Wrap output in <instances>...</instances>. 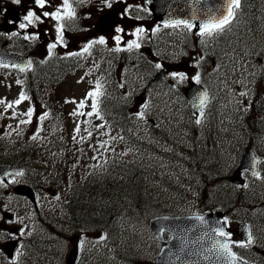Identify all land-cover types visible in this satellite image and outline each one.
<instances>
[{
  "label": "rangeland",
  "instance_id": "obj_1",
  "mask_svg": "<svg viewBox=\"0 0 264 264\" xmlns=\"http://www.w3.org/2000/svg\"><path fill=\"white\" fill-rule=\"evenodd\" d=\"M144 2L145 0H140L142 7ZM237 20L241 26L240 31L237 32L235 31L237 29L234 30L232 27L233 30L231 31L223 30L213 33L214 40L211 38V35H202L201 32H198V37L196 39L200 41L203 38V42L197 51L190 48H182V51L178 56H175L174 53L180 47L182 42L188 46V41L185 40V38L187 35H191L192 31L182 25L169 28H158V26H156L158 36L152 56L154 57L155 63H162L164 70L169 73L167 79L171 78V80L166 84L157 81L153 76L150 78L143 77V80H145L144 86L142 89H138V86L134 81H139L141 75L131 68L126 70V73L129 75L128 81L130 85L135 87L134 112L137 117V121L135 119L137 124L136 122L134 124V134L136 135V133H140L149 136L159 147L170 148L173 141V143L184 145L189 149L190 145H192V147L200 154H203L208 149L207 153L210 157L208 161H211L212 159L219 160L223 171L229 173L230 176L233 175L237 162L235 145L231 139L236 135L245 138V133L240 131L237 134L238 129L231 128L228 123L234 120L235 117L244 114L248 109L253 93L258 92L256 88H263V85L260 82L263 80L261 75L264 76V13L255 16V20L250 22L251 27L249 29H244L248 20L242 18H238ZM129 24L133 25L134 23L129 21ZM154 26L155 24H146V28ZM229 26H231V23ZM129 30L127 34H131L127 36L132 40L135 29L130 28ZM222 33L227 35L226 41L230 44L228 50H224V47L228 44L224 46L221 43L223 40H218L216 38ZM207 42L213 44L214 46L212 47H215V49L212 51L208 50L206 48ZM144 48L149 52L152 47ZM217 49L219 50L218 54L216 53ZM148 52L144 51L137 53L136 57L139 58V56L143 54L149 59ZM204 52L212 53L211 59L215 60V63H207L205 74H208L209 71L212 70L217 71V73H220V80L216 83L215 88L212 85L211 96L206 110L208 115L204 119L208 124V128L200 134L194 129V127L191 129L188 124H186H191V122L187 118V113L184 111L185 107L178 96L171 94L170 89L175 87V83L172 80H176L186 87L190 80L197 77L199 73L197 61L199 58L200 60L203 58ZM174 73L176 74L175 76L173 75ZM181 76H183V79H181ZM88 87L89 85H87L85 81L74 77L68 79L63 84L49 85L44 89V96L48 99L50 105L57 109L60 122L64 128L63 135H66L70 130L72 131V129L78 128L81 134H85V136L88 137L89 146L86 144L85 149L80 150L79 153L83 154L84 157H88L92 165L98 162V159L103 155L104 150H108L111 147V141L112 138H114V131L108 133L106 126L93 110V97L88 95ZM19 89L17 83L0 82V97L3 101L7 103L10 102L12 111L18 114L19 117L22 116L23 121H25L24 116H27V128L30 131H34V129L36 130L41 123V105L35 100H33L32 103L26 100H21L18 97ZM65 97L69 99V103H65ZM17 100H20L19 104L16 103ZM81 101L84 102L83 108L79 107ZM69 105L70 116L68 115V112L65 115V111L68 109ZM30 109L32 110L31 116L28 115ZM88 113L92 114L88 115ZM248 115L249 114H246V117H248ZM159 127L169 129V135L168 132L164 134L159 132ZM74 134H76V132ZM71 135L72 133L69 136L62 138L59 143L62 140L67 141ZM251 139L255 140L253 135ZM192 140L196 141V145L191 142ZM258 141L259 140L256 138V143L261 145L258 148L264 155V140H262L261 143H258ZM48 150L53 152L55 149L49 148ZM45 151H47V148ZM49 151H47L48 154L50 153ZM47 163L48 162H43L44 165H47ZM55 163L58 168L62 167L57 161H55ZM167 166L173 170L177 167L176 164L171 163H168ZM34 169V172L29 170L27 172L28 175L32 177H47L48 179L53 180L57 186H61L66 193H69V187L71 184L67 183L65 186L59 183L60 180H62V176L60 177L57 174L49 176L48 173L42 170L39 162L34 164ZM79 169L80 171L84 169L82 164L79 166ZM262 173H264V165L262 166ZM27 178L28 176L25 171L24 176L12 178V181L20 183ZM0 187L2 188L0 193V253H3V248L6 243L5 238L3 237L4 235L14 234L13 232H16L18 235L20 233L35 234L31 230L37 233L34 224H25V222L28 219L34 220L38 211L35 210L33 212V208L26 199L23 200L18 196H15L14 193H11L9 185L3 184L0 185ZM251 188V185L248 186L247 191L250 194H255L256 190ZM233 189L236 190L237 188L233 186ZM41 195L44 215L47 211L49 213L53 211L51 217H49L50 220L59 219L57 217L59 212L62 214L65 210L59 207L61 206V202L57 197V192H53L52 188H47L41 191ZM161 196L163 195L159 194L157 198L156 195V199L161 198ZM63 199L64 201L67 200L65 197ZM66 207L67 206L65 205V208ZM71 208L73 209L71 210V213H76L74 205ZM5 210H9L15 214L16 219L11 220L3 217ZM253 211V209L251 211H246V214L251 215ZM240 213H243V211H240ZM53 215L55 216L52 217ZM46 219L47 218H44L43 220ZM260 220L264 222V215L263 219ZM123 222L121 220L114 222V227L109 234L97 233L94 238L96 240L102 238L109 246L116 240L118 235H124L125 241H127L129 240V237H131L130 233L136 232L138 235L146 238L144 239L146 243L151 241L150 234L145 232L147 230L144 231V227L139 228L138 226H133L128 228L126 221ZM236 224L237 222L234 221L233 225ZM95 229L97 231L100 230L97 227ZM256 231L257 233L260 232L264 237L261 226L260 229L256 228ZM128 232L129 234L127 235ZM86 235L87 232L85 231H75L72 234V237L76 240L77 244H80L81 247H83V241ZM87 236H90V234ZM102 251V246L98 248L96 246L94 247V252L100 253ZM106 252L107 255L104 258L110 260L112 257L108 253L112 252V250H106ZM146 255H148V253ZM30 256H40L47 261L52 260V258L45 257L38 252L26 250L24 244L21 245L16 260H19L18 262L20 263L25 261V257ZM148 258L150 259V255ZM0 264H5V260L0 259Z\"/></svg>",
  "mask_w": 264,
  "mask_h": 264
},
{
  "label": "trees",
  "instance_id": "obj_2",
  "mask_svg": "<svg viewBox=\"0 0 264 264\" xmlns=\"http://www.w3.org/2000/svg\"><path fill=\"white\" fill-rule=\"evenodd\" d=\"M112 84L117 83L114 80L108 83L111 86H109L107 94L98 100V108L104 121H107L114 129H121L122 134L125 136V145L130 148L129 153L125 154L123 151L117 157V161L107 162L103 170H94L93 173H88L84 167L85 170L80 171L79 169L80 155L76 152L79 143L73 139L75 144L71 145L70 142L73 141L70 140L69 142V138L67 141H61L62 158L58 157L57 159L59 160L58 163L61 162L65 182L71 184L69 193L66 194L70 196L76 209V213L72 214L70 221L77 228L85 226V221L89 218H92L93 222H108L120 213L131 225H144L141 221H145L146 224L145 219L148 217L150 210L145 206L150 202L152 195L149 188L156 181V178L160 179L161 177L159 171L152 164L144 161V159L137 160L132 155L135 147L145 153L151 144L135 139L131 135V129L129 130V128L134 123V113L131 111L133 99L129 94L122 92L117 85ZM258 102L260 104L255 108L257 114L253 119V124H255V129H261L264 132V101L259 99ZM52 114L53 111L44 119L50 118L53 123L60 120L59 115L52 117ZM53 139L59 144L57 134L54 135ZM52 163L55 165L53 161ZM215 172L213 179H210L207 174H205L207 176H203L202 186L198 182L195 184L200 187V195L204 203H208V196L214 194L217 197L216 202L220 203L225 211H230L229 206L232 203L235 202L237 205L243 203V200L240 199V196L238 198L237 196H229L227 192L225 198V190L221 182L216 185L214 180L218 179V172ZM262 197L263 195H260L259 199ZM259 199L251 201L253 204L260 205L262 201ZM90 211L92 212L89 213ZM141 217L145 219H141Z\"/></svg>",
  "mask_w": 264,
  "mask_h": 264
},
{
  "label": "water",
  "instance_id": "obj_3",
  "mask_svg": "<svg viewBox=\"0 0 264 264\" xmlns=\"http://www.w3.org/2000/svg\"><path fill=\"white\" fill-rule=\"evenodd\" d=\"M228 0H153L152 12L163 21H187L200 28L210 16L220 17L226 14ZM194 87L188 89V96L193 101ZM194 109L196 107L194 105ZM258 158L252 150L247 151L240 160V169L257 171ZM18 169L0 166V178L4 179L8 172ZM21 193L29 194V189L19 188ZM30 195V194H29ZM31 196V195H30ZM221 211L195 216H163L151 220L159 238L167 230L172 238L164 242L165 247L156 264H245L232 254L221 255L219 244L228 243V239L218 235L216 230H227ZM245 239L248 232L240 226ZM167 244V245H166ZM13 249L10 247V252Z\"/></svg>",
  "mask_w": 264,
  "mask_h": 264
},
{
  "label": "flooded vegetation",
  "instance_id": "obj_4",
  "mask_svg": "<svg viewBox=\"0 0 264 264\" xmlns=\"http://www.w3.org/2000/svg\"><path fill=\"white\" fill-rule=\"evenodd\" d=\"M28 3V0H25ZM60 1L54 0V5L60 7ZM12 4V0H0V47L7 48L9 42L8 35H13V33H17V29L20 23H25L27 27L21 28L22 31V40L25 42L24 46H28L29 43V33L36 32L40 36L43 35L44 30L43 26H47V23L43 24L46 20L45 17H40L39 21H35L32 24H28L23 18L27 14L26 12H22V14H14L13 9L14 5ZM83 9L82 15L79 16L77 13V8L75 10V15L69 20L70 31V40L69 44H63L59 42L56 38L55 40V50L57 52V57L59 59L67 58L71 56L73 53V48H76L77 44L80 41L79 33L80 31L82 36H85V43L88 45L91 43L93 35H114L118 34L116 31L117 28L123 29L124 19H125V8L122 5V10L119 8H113L110 13H108V8H99L97 4L93 2V0H88L87 5L81 6ZM63 16L64 14L61 13ZM66 19V18H64ZM56 22V20H55ZM121 32V31H120ZM91 53V47L85 51V54ZM124 247V245H123ZM125 264V262L123 261Z\"/></svg>",
  "mask_w": 264,
  "mask_h": 264
},
{
  "label": "snow or ice",
  "instance_id": "obj_5",
  "mask_svg": "<svg viewBox=\"0 0 264 264\" xmlns=\"http://www.w3.org/2000/svg\"><path fill=\"white\" fill-rule=\"evenodd\" d=\"M14 3H19L20 0H13ZM35 3L37 5H39L41 8L44 7L45 5V0H35ZM240 5V0H228L227 2V6H226V14H223L221 15L220 17H215V16H210L209 19L207 21H205L204 23H202L200 25V32L202 35L206 34V35H212L213 33H216V32H220V31H223L224 28L229 25L233 15H234V8H238ZM111 6V5H109ZM64 9H65V12H64V15L62 16L61 15V12L60 10L58 9L57 11L51 13V16L53 19L57 20V21H61L63 20L65 17L71 19L72 17H74L75 15V11L72 9V6L71 4H69L68 0H64ZM44 16H49L50 14L45 11L43 13ZM25 21L28 22V24H32L34 23L35 21H39L40 20V17L38 15H36L35 12L33 11H28L27 14L24 16L23 18ZM180 24H184L185 27L191 29L193 27V25L187 21H175L173 23L172 26H178ZM19 27L20 28H25L27 27V25L25 23H20L19 24ZM63 24H59L58 27H57V40L59 42H63ZM117 32H120L122 31V29L120 28H117L116 29ZM144 29L142 28H137L136 29V32H135V35H137V37L140 36L141 33H143ZM15 34V33H13ZM117 43H119L120 41V37L119 36H116L115 37ZM93 43H100V44H104L105 43V40L103 37H101L99 39V41H94ZM49 51L51 52V50L53 48L56 47L55 44H50L49 46ZM91 47V44H89L88 46L85 47V51L88 50V48ZM128 47L129 49H132V48H138L139 47V44L137 43L136 40H133L131 42H129L128 44ZM73 55H78L77 53H73ZM157 68L160 67L159 64L156 65ZM24 69H21V71H23ZM174 76L176 75L175 73L173 74ZM181 79H183V76H181ZM197 80L199 79L198 77L196 78ZM99 87V86H98ZM90 97H96L97 95H99V91H96V92H90L88 94ZM23 99H27V97H25L23 94L21 95V100ZM205 102V98H201L200 100V104L202 105L203 103ZM17 104L20 103V100H17L16 101ZM11 105H9L10 107ZM79 107L83 108L84 107V102L81 101L80 104H79ZM92 108L94 111H96V114L99 115V112L97 111V103L95 100H93V103H92ZM82 114V113H81ZM92 113H88V115H91ZM28 115L31 116L32 115V110L30 109L29 112H28ZM47 114H45L46 116ZM45 116H42L40 117V119H44ZM197 123H199V121H197ZM77 131H79V129H77ZM217 233L218 235L220 236H224V237H227L228 236V233H226L223 228H218L217 230ZM219 249H220V253L221 255H224V254H230L231 253V249L229 248V245L228 243H221L219 244Z\"/></svg>",
  "mask_w": 264,
  "mask_h": 264
},
{
  "label": "bare ground",
  "instance_id": "obj_6",
  "mask_svg": "<svg viewBox=\"0 0 264 264\" xmlns=\"http://www.w3.org/2000/svg\"><path fill=\"white\" fill-rule=\"evenodd\" d=\"M138 182V181H137Z\"/></svg>",
  "mask_w": 264,
  "mask_h": 264
}]
</instances>
